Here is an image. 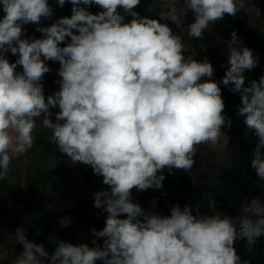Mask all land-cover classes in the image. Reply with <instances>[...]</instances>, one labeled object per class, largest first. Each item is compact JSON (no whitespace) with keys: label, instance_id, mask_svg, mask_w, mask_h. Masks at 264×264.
I'll return each mask as SVG.
<instances>
[{"label":"clouds","instance_id":"clouds-1","mask_svg":"<svg viewBox=\"0 0 264 264\" xmlns=\"http://www.w3.org/2000/svg\"><path fill=\"white\" fill-rule=\"evenodd\" d=\"M67 2L70 16L41 27L53 15L49 0H0V180L12 159L33 147L35 118L43 116L59 151L109 186L93 194L94 207L107 218L102 230L90 229L92 247L57 239L51 252L17 227L14 243L23 250L12 264H250L234 245L244 239L251 253L264 236L260 199L236 216L201 214L179 204L162 216L134 203L132 189H161L165 169H191L196 146L216 144L222 129L231 128L220 84L240 95L237 115L257 137L250 165L264 181V75L247 85L244 75L257 67L259 56L233 30L229 66L217 81L208 58L186 59L181 36L161 22L176 20L174 8L156 19L135 10L141 0ZM57 3L63 8L66 0ZM184 3L185 14L194 15L185 28L190 39H203L210 24L235 17L243 7L236 0ZM93 4L102 10L91 13ZM27 24H36L41 38L26 37ZM9 52L18 57L14 62ZM45 61L60 65L59 90L47 97L42 81L51 69ZM52 108L59 109L55 121Z\"/></svg>","mask_w":264,"mask_h":264},{"label":"crops","instance_id":"crops-1","mask_svg":"<svg viewBox=\"0 0 264 264\" xmlns=\"http://www.w3.org/2000/svg\"><path fill=\"white\" fill-rule=\"evenodd\" d=\"M237 5H243L236 14L245 16L244 25L248 28H259L264 30V18L261 15V8L256 0H236ZM53 8V15L40 22L41 27H46L55 22L59 17L70 16L72 5L67 2L63 8L58 6L57 0H49ZM175 9L176 20H162L172 28L173 34L180 35L184 44L185 58H192L197 61L208 58L209 62L216 69L218 66L228 67L227 63V41L231 38L233 30L237 32L242 40L243 46H247L254 51V55L259 56L258 66L264 64V53L251 47V41L245 36L241 29L234 26L233 16L225 15L209 25L205 30L203 39L189 38L185 28L187 24L194 20L193 13L188 10L185 14L184 0H141L140 5L135 9L142 16L160 18L161 12H169ZM122 12V9H120ZM131 16L125 17V22ZM26 30V37L41 38L42 33L36 31V24L23 25ZM63 46V45H62ZM10 62H14L18 57L7 53ZM51 72L45 74L42 81L44 92L51 93L59 90L60 79L57 75L59 62L45 61ZM17 72H22V66H18ZM246 82L256 79L255 69L246 71ZM220 81L214 74L212 78ZM224 99L225 86L220 84ZM225 102V101H224ZM224 114L231 118V128L224 127L219 141L216 144L205 143L196 146L194 160L191 169L187 170L188 176L193 186H212L214 179L225 170L231 168L233 152L238 148L239 139L248 134L247 128L237 115L234 104L227 105L225 102ZM52 119L55 121V113L58 108H52ZM43 116L35 118L36 128L33 130V147L27 153L12 159L9 172L6 178L2 179L0 190V264H12L17 255L22 252V245L14 243V232L17 227L23 228L27 239L37 244H43L51 252L56 247L57 239H61V233L57 231L48 233L44 238H39V234L47 227L48 214L51 211H64L76 207L79 204L90 203L100 216L103 226L107 218V213L103 209L94 207V193L109 190V186L103 183L101 176L93 174L90 179L86 178L85 170L79 163H72L70 158L59 151L51 142V131L44 127ZM178 179V177H177ZM181 179V178H179ZM259 184V194L256 198L264 202V181L257 177ZM179 198L175 187L170 188ZM219 190V189H218ZM220 191H217L219 193ZM155 200V204L152 201ZM132 201L138 203L146 211L151 210L164 216L162 205L158 199V191L150 188L144 191L132 189ZM240 205V209L245 206ZM120 218H125L122 214ZM63 226H73L76 223L73 214H65L60 217ZM81 243H86L89 247L92 235L89 229L79 232ZM235 248L242 260H247L250 264H258L260 256H264V241L261 243V251L254 246L251 253L246 250L244 239L235 242Z\"/></svg>","mask_w":264,"mask_h":264},{"label":"trees","instance_id":"trees-1","mask_svg":"<svg viewBox=\"0 0 264 264\" xmlns=\"http://www.w3.org/2000/svg\"><path fill=\"white\" fill-rule=\"evenodd\" d=\"M256 2L261 8V15L264 18V0H256ZM244 18L245 16L243 14L235 17L232 20L234 26L241 29L245 36L250 39L252 48L259 49L264 53V30L246 27L244 25ZM226 70L227 68L224 66L216 67L215 74L219 80L222 79ZM255 75L257 80L261 75H264V64L255 68ZM247 83L248 81L246 85ZM53 93L54 91L51 93L44 92L45 97ZM224 101L227 105H230V103L234 104L236 109L241 103L240 95L238 93L233 94L229 91L228 87H225ZM240 119L245 126L243 118L240 117ZM256 141L257 137L248 130V134L239 139L238 148L233 152L231 168L217 176L212 186L195 187L192 185L187 171L175 169H173L171 173H169L167 169L164 170L163 174L166 178L162 184L168 188L175 187L178 194L181 195L183 206L190 205L194 212L198 209L201 214L206 215H212L215 212L225 213L230 216L239 215L241 211L240 205L242 203L248 204L253 198L258 196L260 191L256 171L250 165ZM79 166L85 170L86 178L90 179L92 169L80 163ZM1 188L2 180H0V190ZM217 191L220 192L217 193ZM210 201L216 202L215 208L209 207ZM65 214H73L76 220L73 226L61 225L60 217ZM103 227V222L96 210L90 203H85L79 204L69 210L49 212L47 227L39 234L35 235L39 238H44L48 233L59 229L61 240L73 244H80L81 239L79 237V232L81 230H90L92 228L102 230ZM262 241H264V236H261L257 240L255 246L258 248V251L262 250ZM97 243L102 245L103 240L98 239ZM260 257L261 258L258 259V264H264V256L261 255ZM97 264H102V262L98 261Z\"/></svg>","mask_w":264,"mask_h":264},{"label":"built area","instance_id":"built-area-1","mask_svg":"<svg viewBox=\"0 0 264 264\" xmlns=\"http://www.w3.org/2000/svg\"><path fill=\"white\" fill-rule=\"evenodd\" d=\"M88 10L91 13L95 14L101 11L102 9H100L99 6L93 4L88 7ZM157 191L158 199L164 211V216L170 215V209L173 205L179 204L181 208L184 207L179 196H177L170 188L166 187L165 185H163L161 189H157Z\"/></svg>","mask_w":264,"mask_h":264}]
</instances>
